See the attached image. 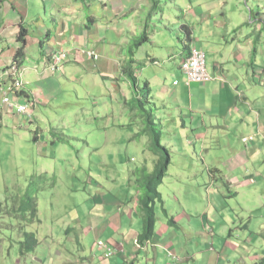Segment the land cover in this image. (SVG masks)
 I'll return each instance as SVG.
<instances>
[{
	"label": "crops",
	"instance_id": "1",
	"mask_svg": "<svg viewBox=\"0 0 264 264\" xmlns=\"http://www.w3.org/2000/svg\"><path fill=\"white\" fill-rule=\"evenodd\" d=\"M46 1L44 0V5L50 6L51 12L55 10V5L60 10L64 9L63 0L57 4ZM98 1L91 4L88 16L93 18V23L87 29V21L82 22L81 16L70 19L66 12H62V16L53 17L48 27L47 7L43 5L44 16L40 18L37 13L40 5L36 0H0V83L8 82L3 71L12 62L19 46L16 36L20 25L27 29V36L25 57L20 62L24 84L18 99L28 100L33 109L35 106L47 110L53 100L52 95L63 84L60 79L71 77L72 83H80L81 90L89 97V104L82 107L81 114L99 118L101 114L113 117L120 113L126 118L127 114L133 117L138 110L130 105L134 104L133 100L139 94L140 69L150 63L158 64L163 72H154L152 76L144 78L149 87L153 81L155 93L164 106V114L159 116L157 113L156 116L164 129L161 143L170 154L168 167L172 166L171 181L175 185L181 182L195 185L189 162L186 167L180 168L186 175L176 174L174 163L178 157H183L185 149L189 150L191 157L201 156L208 150V140L216 142L214 146L212 143V147H222L221 144L225 142L220 140L216 129L228 126L239 118L243 125L248 126V136L251 133L255 137L260 134L261 141L256 137L254 142L251 137L243 136L241 141L244 144H253L252 148H242L236 152L235 157H228L231 160L223 162L224 169H217L218 175H209L210 179L205 181V192L209 201V195L213 194L211 186L214 185L219 190L215 183L220 180L221 184H225L236 194L240 189H252V193L257 194L259 192L256 197L259 202L256 200L248 209L240 206L239 213L235 215L231 212L235 208L223 206L220 208L221 214L212 212L209 217L212 208L196 210L194 204H188L179 198L180 190L174 187L175 193L177 192L175 197L170 200L169 197L166 198V202L173 207H163V200L156 202L155 228L151 235H147L144 231L145 212L139 203L140 191L130 190L125 179L118 186L121 191L116 192V196L110 192L105 194V189L99 186L104 192L90 206L86 217L88 221L82 227L84 234L94 237L91 251L88 254L89 251L83 250L77 263L264 264V205L260 208V203L264 200V90L259 89V85L264 87V65L261 66L258 62L264 63V47L260 48L264 46L262 23L258 24V27L261 25L260 29L255 28L252 32L243 30L242 26L247 25L244 13L249 20L250 18L241 0H236V4L229 0H182L179 3L175 0L178 4L175 10L182 14L181 20L192 30V44L204 52L206 65L210 67L209 69L207 66L211 76L208 82H188L179 67L182 58L187 54L181 41L178 71L174 67L175 62L169 64V60L175 59L178 53L174 50L166 53L162 47L169 46L168 36L161 30L154 29L153 41L152 33L149 34L147 28L150 22H142L135 11L133 16L126 18L127 10L134 5V0ZM148 1L153 4L152 0ZM192 2L196 6H191ZM136 4L141 11L144 4L139 6L137 1ZM132 9H135L134 6ZM262 14L264 15L258 14L255 20ZM155 15L156 13L151 17L154 18ZM255 22L257 25V21ZM143 31L148 34L146 42L157 49L151 53L145 52V58L141 60L140 48L145 46V42L132 54L127 51L130 41L139 37ZM155 32H162L165 36L157 40ZM256 32L261 35L257 45ZM180 34L181 32L179 37ZM65 46H71L67 49L70 55L68 54L57 70L50 69L48 61L54 53L66 49ZM91 49L98 53L96 60L87 57L86 51ZM159 49L164 53L160 54L161 60L157 58ZM254 52L255 58L252 59ZM135 55L138 61L134 60ZM130 57L133 60L130 67L139 66L136 64L143 62L139 69L133 70L131 76L130 69H126V65H130ZM168 73L171 74L172 81L169 80ZM47 84L52 88L49 89ZM169 109L171 111L167 117L166 112ZM1 114L4 113L0 104V126L7 127L3 123L8 121L5 117L9 116ZM10 115L14 116L13 121L10 120L15 123H12V128L17 131L22 129L25 123L15 122L19 114ZM247 118L250 121L246 122ZM141 121L140 119V125H144ZM118 127V124L111 122L110 128ZM106 128L105 126V130ZM116 135L111 130V142H118ZM139 139L140 136H137L128 140L132 142L131 145L138 146L140 142L143 143ZM148 143L145 145L147 149ZM248 149L251 151L248 152ZM147 153L146 150L141 153L144 171H150L154 165V157H150L148 161ZM189 161L192 162L191 158ZM193 196L185 193L186 201L193 199ZM132 220L135 223L132 224ZM79 240L83 242L84 238ZM96 241L105 242L114 254L110 258H104L103 252H94L92 248Z\"/></svg>",
	"mask_w": 264,
	"mask_h": 264
},
{
	"label": "rangeland",
	"instance_id": "2",
	"mask_svg": "<svg viewBox=\"0 0 264 264\" xmlns=\"http://www.w3.org/2000/svg\"><path fill=\"white\" fill-rule=\"evenodd\" d=\"M36 1L40 5L37 8V13L41 18L44 16V0ZM96 1L99 2L98 0H63L64 9L60 10L59 6L55 5V10L52 12L50 6L44 5L48 10L46 23L50 27L51 19L56 15H58L57 17L62 16V12L68 13L67 18L70 19L81 16V21L85 22L87 16L90 15L91 4L97 3ZM134 1V5H131L127 10L126 18L133 16V11H135L138 12V19L142 22L145 20L150 22L147 28L149 34L152 33L153 41L155 40L154 29L165 33L169 38V46L162 47L165 48L166 53H171L173 50L178 53L175 59L169 60V64L175 62L174 67L178 70L181 46L179 33L182 31L181 25L184 23L181 20L182 14L175 10L178 4L175 0H157L155 6L148 0ZM136 1L139 6L144 4L141 11ZM180 1L182 0H178V3ZM229 1L236 4V0ZM46 2L57 4L61 0H47ZM241 2L247 10L252 11V21L258 17V14L255 15L257 12L264 13V0H241ZM191 6H196V3L192 2ZM154 12L156 15L152 18ZM188 21L192 26H195L190 19ZM244 21H247V25L242 26L245 32L246 30L252 32L255 28L260 29L259 22L264 27L263 14L255 20L257 25L250 24L245 13ZM162 32H155L157 40L165 36ZM260 36L257 32L255 33L256 45ZM134 43L135 40L130 41L128 54H132L137 49ZM262 47L264 46L260 48ZM64 48L70 55L67 49L71 46ZM155 49L157 48L151 43L145 42V46L140 48L139 59L143 60L145 52L151 53ZM157 52V58L161 60L162 49ZM255 54L256 52L253 53L252 59L255 58ZM134 60L138 61L137 55L134 56ZM258 62L262 64L261 66L264 65L263 61ZM141 64H143L142 61L136 65L140 66ZM208 68L210 69L209 66ZM154 72L161 74L163 69L158 64L152 63L147 67H141L139 98L145 90L144 76L150 77ZM168 76L172 81L171 74L168 73ZM60 81L63 84L60 90L52 95L53 100L47 110L34 106L31 120L21 115L16 117L15 122L26 124H23L22 129L17 131L12 128V123H15L10 122L14 118L10 114L14 113L7 114L2 111L4 114H1L9 117H5L8 121L3 123L7 127L0 126V264H78V256L83 250L89 251L88 254H90L91 244L94 240L92 235L83 233L82 227L88 221L86 217L90 206L94 205L101 193L104 192L99 186L105 189V194L110 192L116 196V192L121 191L118 186L125 179L130 190L133 192L138 190L141 194L140 187L136 182L139 173L136 168L140 170L143 167L142 150L148 151V161L153 155L149 151L150 148L145 147L149 140L146 133L142 131L144 125H140V117L132 118L127 114L126 118L120 113L113 117L109 114L107 116L101 114L99 118L83 115L81 114L82 107L89 104V97L81 90L80 83H72L71 77L60 79ZM257 82H259L258 79ZM47 85L49 89L52 88L50 84ZM149 89H151L148 94L150 102L146 103L145 107L152 108L156 115L158 113L161 116V113L164 114V106L155 93L153 81H151ZM259 89L264 90V87L259 85ZM170 111L171 109L166 112L167 117H169ZM29 121L33 123H29ZM160 121L162 122V120ZM169 121H171L170 118ZM248 121L250 118L246 119V122ZM111 122H115L119 127L110 128ZM161 129L163 132L162 126ZM111 130L117 134L115 138H119L117 143L111 142ZM216 130L220 140L225 142V144H221L222 147H212V143L214 146L216 142L208 140L206 142L208 150H205L201 156L191 157L189 150L185 149L183 157H178L174 163L176 174L186 175V172L180 171V168L186 167L189 162L195 185L185 182L175 185L171 181L172 166L168 167V173L162 184L158 186L157 192L161 202L163 200V207L168 209L173 207L171 203L166 202V198L169 197L170 200L175 197L177 192L175 193L174 187L180 190L179 198L188 204H194L196 210L204 211L212 208L209 217L212 212L221 214L220 208L223 206L235 208L233 211L231 210L232 215H235L239 213L240 206L248 209L256 200L259 202V199H256L259 192L257 194L256 192L252 193V189H240L236 194L234 190L221 184L220 180L215 183V187L219 190L214 188V185L211 186L213 194L209 195L208 201L204 183L210 179L209 175L217 176V169L223 170V162L230 161L231 159L228 157H235L238 150L248 146L252 148L253 144H246V142L244 144L241 138L243 136L251 137V140L255 142L257 137L258 141H261L260 134L255 137L251 133L248 136L249 128L247 125H243L239 118L230 122L228 126H222ZM34 134L37 138L36 141L32 138ZM16 135H18L17 138ZM137 136H140L139 140L145 144L140 142L138 146L131 145L132 142L128 139ZM164 144L166 143L164 142ZM250 151L251 149H248V152ZM262 152L264 153V147H262ZM197 153L200 154L198 150ZM189 158L197 164L193 165ZM151 170L146 172L150 173ZM30 188H35L34 196L37 198L38 219L33 220L30 219V213L27 210L20 208L24 203L23 196ZM185 193L194 195L193 199L186 201ZM97 196L99 198H96ZM263 205L264 200L260 203V208ZM159 210L161 211L160 207ZM133 223L135 222L132 220ZM25 232L34 233L37 243L33 248H30L31 240L26 237ZM188 237L191 235L188 234ZM81 238H84L83 242L79 240ZM98 242L96 241L92 248L94 252H102L98 247Z\"/></svg>",
	"mask_w": 264,
	"mask_h": 264
},
{
	"label": "trees",
	"instance_id": "3",
	"mask_svg": "<svg viewBox=\"0 0 264 264\" xmlns=\"http://www.w3.org/2000/svg\"><path fill=\"white\" fill-rule=\"evenodd\" d=\"M153 6L157 5V0H152ZM156 13V12H154ZM250 10V14H251ZM260 14V12L258 13ZM252 17L250 16V20ZM86 27L88 29L89 26L93 23V18L91 16H87L86 20ZM181 34H180V41L183 44V50H187V54L190 52V49L192 47V43L194 41V36L192 35V30L190 29L189 25L182 24L181 25ZM260 32V31H258ZM26 36H27V29L23 26H19V30L16 36V39L19 43L18 48L15 51V54L13 56V61L20 65V62L25 57L24 47L26 43ZM148 40V34L143 31L139 37L135 39L134 45L136 47L142 45L143 42H146ZM186 54V56H187ZM185 56V57H186ZM183 57V59L185 58ZM133 60L129 59L128 63L129 66L126 65V69L129 70V75L133 73V70L135 68L139 69V66L130 67ZM184 75V74H183ZM135 80V77H132V81ZM144 92H142L141 97L137 96L134 98V104L130 105L133 106V109L138 110L136 114L132 118L140 117L142 120L141 123L144 124L142 127V131L146 133V136L149 139V148L150 151L154 157L153 161V167L152 171L146 172L144 171V168L142 167L140 170L139 168H136L139 173L136 177V182L138 186L140 187L141 194L139 197V203L141 206L142 211L145 212L144 216V231H146L147 235H151L155 228V220H156V214H155V204L157 201H161V198H158V186L162 183L164 176L166 174V170L168 167V164L170 162V154L168 149L161 143V123L157 120V116L152 108L145 107L146 103H149V85L148 81L144 82ZM22 92V91H21ZM20 92V94H21ZM19 94V95H20ZM132 108V107H131ZM36 135H32L33 140H37L35 137ZM17 138V137H16ZM34 184V183H33ZM35 188L27 189V192L25 196H23L24 203L20 206V208H23L27 210V212L30 213V219H38V209H37V198L34 196ZM24 194V192H23ZM26 237H28L30 241V248H33V246L36 245L37 241L35 239L34 233H28L25 232Z\"/></svg>",
	"mask_w": 264,
	"mask_h": 264
},
{
	"label": "built area",
	"instance_id": "4",
	"mask_svg": "<svg viewBox=\"0 0 264 264\" xmlns=\"http://www.w3.org/2000/svg\"><path fill=\"white\" fill-rule=\"evenodd\" d=\"M93 57H97L95 52L90 53ZM67 57L66 53L60 51L53 56L51 68H57ZM181 70L188 82L204 83L210 79V74L206 68V58L204 52L197 49L194 44L188 55L181 61ZM3 76L8 79L6 83H0V104L2 111L5 113H16L25 116L31 120L33 118V109L28 100L20 101L19 93L22 91L24 84L23 69L14 61L5 66ZM98 247L103 252L104 258H109L114 254L105 242L99 241Z\"/></svg>",
	"mask_w": 264,
	"mask_h": 264
},
{
	"label": "clouds",
	"instance_id": "5",
	"mask_svg": "<svg viewBox=\"0 0 264 264\" xmlns=\"http://www.w3.org/2000/svg\"><path fill=\"white\" fill-rule=\"evenodd\" d=\"M248 12H249V18H250V16L252 17V15L250 14V10H248ZM251 12H252V11H251ZM248 21H249V22H252V23L255 24V21H251V20H249V19H248ZM60 51L65 52L66 55H67V57H68V53H67V51H66L65 49H64V50L62 49V50H60ZM60 51H58V52H60ZM58 52H56V53H58ZM91 52H95V54L97 55V57H93V56L90 54ZM56 53H54V54L52 55V57H51V60L48 61V64H47V65H48V67H49L50 69H52V68H51V62H52L53 56H54ZM86 53H87V55H88L87 57H88L89 59L96 60V59L98 58V53H97L95 50H93V49H91V50H87ZM67 57L62 61V63L67 59ZM205 58H206V56H205ZM182 60H183V58H182ZM182 60H181V61H182ZM12 61H13V60H12ZM62 63H61V64H62ZM61 64H60V65H61ZM60 65H59L57 68H54V69H52V70H57V69L60 67ZM19 66H21V65H19ZM179 67H180V70H181V62H180V66H179ZM206 68H207V65H206ZM181 71H182V70H181ZM207 71H208V69H207ZM182 73H183V72H182ZM208 73H209V72H208ZM209 74H210V73H209ZM185 79H186V78H185ZM210 79H211V76H210ZM210 79H209V80H210ZM209 80H208V81H209ZM146 81H147V80H146ZM208 81H206V82H208ZM206 82H204V83H206ZM262 83L264 84V80L262 81ZM148 84H149V83H148ZM19 94H20V93H19ZM30 122H32V121H29V123H30ZM109 258H110V257H109Z\"/></svg>",
	"mask_w": 264,
	"mask_h": 264
}]
</instances>
